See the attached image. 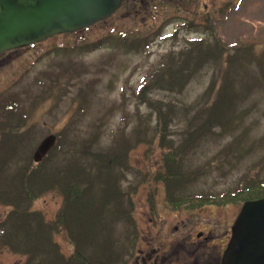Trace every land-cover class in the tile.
<instances>
[{"label": "rangeland", "instance_id": "rangeland-1", "mask_svg": "<svg viewBox=\"0 0 264 264\" xmlns=\"http://www.w3.org/2000/svg\"><path fill=\"white\" fill-rule=\"evenodd\" d=\"M189 48L199 50L196 53L216 49L220 55L205 59L195 70L186 72L183 67L187 83L181 90L157 86L141 99L150 75L172 59L179 64ZM0 62L4 63L0 64V103L15 98L36 134L23 154H34L45 137L59 132L68 144L67 140L90 139L101 131L99 146L106 150L120 140L135 142L123 161L122 187L136 189L126 198L134 201L140 230L149 225L142 217L144 205L163 208L166 203L167 186L153 175L162 168L168 150L147 128H153L156 120L150 102L168 111L164 104H170L178 114L169 122L172 135H166L165 144L171 136L177 148L184 149L185 140L195 142L184 150L183 161L184 170L193 177L175 187L179 194L222 195L239 188L245 192L237 194L241 197L248 193L242 185L264 181V0H124L110 18L1 54ZM240 69L246 77L237 79L234 71ZM225 78L238 86L234 113L198 140L181 133L187 116L203 102H213ZM213 82L214 90L207 97ZM61 202L62 195L55 190L36 199L32 207L53 217ZM238 202L237 198L224 201L219 213L213 204V211L229 220L241 209ZM9 211V206L0 205V221ZM56 239L65 254L73 251L64 235ZM23 261L24 255L0 248V264Z\"/></svg>", "mask_w": 264, "mask_h": 264}, {"label": "trees", "instance_id": "trees-1", "mask_svg": "<svg viewBox=\"0 0 264 264\" xmlns=\"http://www.w3.org/2000/svg\"><path fill=\"white\" fill-rule=\"evenodd\" d=\"M198 51L189 48L186 54L182 52L179 64L178 60L172 59L163 70L153 72L141 88V99L157 86L181 90L187 83L182 78L183 67L186 72L192 67L195 70L205 59L212 57L211 60H216L220 55L216 49L196 53ZM234 72L237 79L246 77L241 69ZM237 87L234 80L225 78L213 102H203L187 116L181 133H191L195 135L194 140H198L210 129L221 125L235 111L234 90ZM213 90L214 82L205 96L208 97ZM150 105L156 111V120L153 128H147L153 129L161 147L168 150L163 153L162 168L153 175L157 183L167 186L166 204L222 206L224 201L237 198V204L242 206L248 200L264 198V181L258 180L247 188L242 185L248 193L241 197L237 194L244 191L239 188L236 192L222 195L194 197L179 194L175 187L193 177L192 173L184 170L183 161L184 150L195 142L189 144L185 140V148L182 149V145L177 148L176 138L171 136L165 144L166 135H172L169 122L173 115L178 117V114L167 103L164 105H168L171 112L154 102ZM0 113V205L10 207L6 217L0 221V248L24 255L21 264H128L130 260L124 257L133 256L142 239L134 201L131 197L126 198L135 195L136 189L125 190L122 187L125 178L123 161L135 142L120 140L116 142L118 145L106 150L99 146L101 131L98 135H91L90 139L67 140L68 144L63 143L59 132L54 146L41 161L36 162L33 154H23L25 146L30 147L29 138L36 137L33 127L26 123L27 113L15 98L0 103ZM55 190L61 193L62 202L53 217L32 207L36 199ZM59 234L73 246L69 255L61 250L56 239Z\"/></svg>", "mask_w": 264, "mask_h": 264}, {"label": "water", "instance_id": "water-1", "mask_svg": "<svg viewBox=\"0 0 264 264\" xmlns=\"http://www.w3.org/2000/svg\"><path fill=\"white\" fill-rule=\"evenodd\" d=\"M123 1L0 0V53L90 27L115 14ZM55 142L56 135L45 137L34 160L41 161ZM224 256L223 264H264V198L242 205Z\"/></svg>", "mask_w": 264, "mask_h": 264}, {"label": "flooded vegetation", "instance_id": "flooded-vegetation-1", "mask_svg": "<svg viewBox=\"0 0 264 264\" xmlns=\"http://www.w3.org/2000/svg\"><path fill=\"white\" fill-rule=\"evenodd\" d=\"M215 207L218 213L222 211V206ZM239 212L240 209L228 220L224 214L218 216L213 205L190 207L165 203L162 208L147 203L142 217L149 225L141 230L139 253L124 258L130 260L128 264H223Z\"/></svg>", "mask_w": 264, "mask_h": 264}]
</instances>
